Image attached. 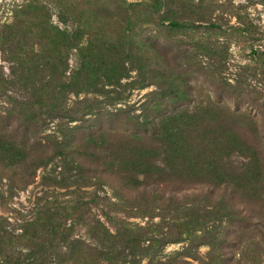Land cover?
Instances as JSON below:
<instances>
[{
	"label": "rangeland",
	"instance_id": "374dc122",
	"mask_svg": "<svg viewBox=\"0 0 264 264\" xmlns=\"http://www.w3.org/2000/svg\"><path fill=\"white\" fill-rule=\"evenodd\" d=\"M49 63L67 84L80 72L90 83L77 94L56 82L55 102L50 94L37 101L19 75L48 79ZM177 113L206 123L221 114L257 152L229 158L243 178L125 192L104 163L110 136L145 135L148 120ZM0 130L26 152L22 163H0V223L9 232L0 262L27 259L38 244L30 235L44 231L38 220L49 214L83 240L97 220L112 233L128 222L176 239L183 205H196L217 217L210 213L209 233L194 238L207 243L201 261L264 264V0H0ZM101 131L105 143L92 145ZM180 241L140 264H201L180 254L190 246ZM61 245L45 264L70 263Z\"/></svg>",
	"mask_w": 264,
	"mask_h": 264
},
{
	"label": "trees",
	"instance_id": "16d2710c",
	"mask_svg": "<svg viewBox=\"0 0 264 264\" xmlns=\"http://www.w3.org/2000/svg\"><path fill=\"white\" fill-rule=\"evenodd\" d=\"M171 26L179 27L181 24L172 21ZM15 32L18 34L21 30ZM95 50L99 51L100 48ZM49 64L51 73L48 79L45 77L41 79L40 75L31 74L30 71L29 73L23 71L19 75L20 82L25 84L27 87L25 89H29L32 98L37 101L42 102V98L50 94L53 98L50 100H53L51 102L54 103L57 89L55 88L57 85L54 86V84L56 82H60L61 85L58 88L61 90L65 88L74 90L75 87L77 94L82 92L81 86L90 83L89 79L83 77V72H80L73 83L67 84L61 78L64 73L59 76L55 65ZM12 73L16 77V72L13 71ZM217 117V120L206 123V120H203L197 113H177L157 122L148 120L145 126H149V129L145 131V135H131L126 139L125 137H117L118 135L113 138L111 135V141H107L108 147L106 149L110 153L104 155L106 170H111L120 179L122 188L129 194L139 189H143L147 194V189L154 187L152 185L171 184L173 180L180 179L199 181L201 177L206 178L205 183H210L216 188L225 184L230 185L231 182L236 184L243 178V174L236 177L232 173L229 167V158L235 152L241 154L248 152L251 155L257 152L229 127L230 124L227 120L222 119L221 114ZM1 132L2 130H0V163L6 164L8 162L10 165L22 163L26 159L25 148L21 147L22 144L21 146L18 145L12 137H3ZM97 137L99 138L96 139L92 135L88 141L96 146L98 142L104 144L107 139L104 131H101ZM97 149H99L98 146L92 147L94 156L98 154ZM237 186L239 187V184ZM154 190L156 189L154 188ZM247 190L245 186L243 191L247 192ZM126 196L125 198L117 197V204H120L122 199L123 201L128 199ZM161 197L164 196L161 194ZM174 200V197H170V201ZM221 202L224 204L225 201L222 200ZM224 205L227 210V204ZM183 208L184 215L180 218L182 221L179 226L181 231L176 239L172 235L147 236L151 233L145 232L141 227L131 226L128 222H119L115 233H112L101 221L97 220L92 221L93 224L88 231V239L83 240L73 236L74 227H64L63 222L56 214H49V217L38 220H43L44 223L41 226H43L44 231L39 233L37 237L36 234L30 235L31 239L38 241V244L29 246L31 251L25 256L27 259L24 258L20 261L19 258H7L3 259L0 264H45L44 256L48 255L49 252L52 256L60 244L63 247H60L59 250L67 249L66 255L63 256L67 258L69 264H140L144 258H149L150 261L154 260L153 257L161 253L167 244L179 243L184 236L190 242V246L180 254L201 261L197 251L201 245L207 243L203 239L198 241L194 238L199 232H203L205 235L209 233L207 221L211 217L210 213H213L212 218L216 219L217 217L212 210L199 211L196 205H183ZM214 209L219 215L216 207ZM227 216L229 215L227 214ZM38 221L31 223L30 226H39ZM8 233L3 224L0 223L1 252L6 247ZM210 246L214 248L215 245L211 244ZM221 261L222 264L228 262L224 257Z\"/></svg>",
	"mask_w": 264,
	"mask_h": 264
}]
</instances>
